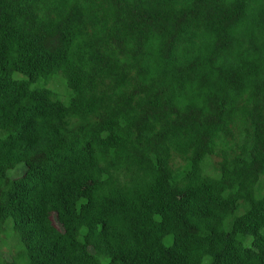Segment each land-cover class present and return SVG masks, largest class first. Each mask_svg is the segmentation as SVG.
Wrapping results in <instances>:
<instances>
[{"label":"trees","instance_id":"1","mask_svg":"<svg viewBox=\"0 0 264 264\" xmlns=\"http://www.w3.org/2000/svg\"><path fill=\"white\" fill-rule=\"evenodd\" d=\"M9 228L0 264H264V0H0Z\"/></svg>","mask_w":264,"mask_h":264},{"label":"rangeland","instance_id":"2","mask_svg":"<svg viewBox=\"0 0 264 264\" xmlns=\"http://www.w3.org/2000/svg\"><path fill=\"white\" fill-rule=\"evenodd\" d=\"M23 74L21 73H15L16 77H23ZM48 87H51L55 91H57L62 100L66 103L70 100V91L68 90V87L64 81L56 76L47 84ZM24 164H20L16 169H13L9 172V176L14 178L20 176L24 172ZM12 233V229H8L6 235L3 238V244L0 248V254L1 257L6 259H11L12 254H15V245L17 244L16 239L13 235H10Z\"/></svg>","mask_w":264,"mask_h":264}]
</instances>
